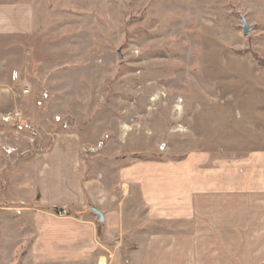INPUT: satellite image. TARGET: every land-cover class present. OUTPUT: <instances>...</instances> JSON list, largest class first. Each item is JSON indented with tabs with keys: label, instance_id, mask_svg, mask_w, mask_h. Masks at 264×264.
<instances>
[{
	"label": "rangeland",
	"instance_id": "rangeland-1",
	"mask_svg": "<svg viewBox=\"0 0 264 264\" xmlns=\"http://www.w3.org/2000/svg\"><path fill=\"white\" fill-rule=\"evenodd\" d=\"M0 4H25L31 12L30 33L7 51L19 64L10 92L18 106L7 113L22 119L16 126L1 121L7 138L0 146V264L113 260V249L102 245L115 240L103 241L95 208L42 204L25 170L58 135L76 136L85 177L94 168L108 170L109 188L123 200L130 227L141 224L144 210L136 189L122 194L120 168L189 153L222 160L264 150V0ZM243 19L251 28L247 36ZM42 215L91 221L96 248L77 256L42 252ZM133 239L123 234L116 242L129 249ZM126 253H119L121 264Z\"/></svg>",
	"mask_w": 264,
	"mask_h": 264
},
{
	"label": "crops",
	"instance_id": "crops-1",
	"mask_svg": "<svg viewBox=\"0 0 264 264\" xmlns=\"http://www.w3.org/2000/svg\"><path fill=\"white\" fill-rule=\"evenodd\" d=\"M30 13L25 4H0V54L6 52L0 56V146L7 138L1 118L18 106L10 92L19 64L7 51L30 33ZM76 142L74 135H58L48 151L33 155L24 167L32 172L42 204H90L101 213L103 241L115 240L102 245L113 249L108 264H121L124 250L125 264H264V150L222 160L189 153L178 161H138L120 168L122 194L136 189L144 210L141 224L130 227L129 213L120 209L123 200L109 188L108 170L94 168L92 177H85ZM40 226L52 238H40L42 252L77 256L96 248L91 221L42 215ZM123 234L134 236L132 248L116 242Z\"/></svg>",
	"mask_w": 264,
	"mask_h": 264
},
{
	"label": "built area",
	"instance_id": "built-area-1",
	"mask_svg": "<svg viewBox=\"0 0 264 264\" xmlns=\"http://www.w3.org/2000/svg\"><path fill=\"white\" fill-rule=\"evenodd\" d=\"M23 94L24 95L28 94V90L24 89L23 90ZM21 119H22V116L19 115L18 113H15V114H12V115H11V113H6L5 115L2 116L1 121H3L5 124L15 125L14 122L15 121L20 122Z\"/></svg>",
	"mask_w": 264,
	"mask_h": 264
},
{
	"label": "water",
	"instance_id": "water-1",
	"mask_svg": "<svg viewBox=\"0 0 264 264\" xmlns=\"http://www.w3.org/2000/svg\"><path fill=\"white\" fill-rule=\"evenodd\" d=\"M242 29H243V34L245 36L249 35L251 32V28L247 25L246 21L243 19L242 20ZM94 214L98 217V220L100 223H103V217L100 212L93 210Z\"/></svg>",
	"mask_w": 264,
	"mask_h": 264
}]
</instances>
